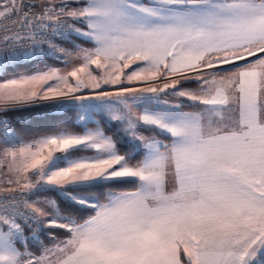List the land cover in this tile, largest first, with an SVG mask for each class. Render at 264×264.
<instances>
[{"label":"snow or ice","instance_id":"obj_1","mask_svg":"<svg viewBox=\"0 0 264 264\" xmlns=\"http://www.w3.org/2000/svg\"><path fill=\"white\" fill-rule=\"evenodd\" d=\"M0 264H264V0H0Z\"/></svg>","mask_w":264,"mask_h":264},{"label":"trees","instance_id":"obj_2","mask_svg":"<svg viewBox=\"0 0 264 264\" xmlns=\"http://www.w3.org/2000/svg\"><path fill=\"white\" fill-rule=\"evenodd\" d=\"M49 63H53L54 66L58 67L61 65V63L59 62H55V61H49ZM18 116H27L28 120L27 121H21L20 123L17 124V127H23L25 126V124L29 123L30 121H32L34 118H39L38 115L36 113H28V112H25V113H22ZM38 247V246H37Z\"/></svg>","mask_w":264,"mask_h":264},{"label":"built area","instance_id":"obj_3","mask_svg":"<svg viewBox=\"0 0 264 264\" xmlns=\"http://www.w3.org/2000/svg\"><path fill=\"white\" fill-rule=\"evenodd\" d=\"M26 2H30V0H26ZM15 119L17 121V124L20 123L21 121H27L28 120L27 116H17Z\"/></svg>","mask_w":264,"mask_h":264},{"label":"rangeland","instance_id":"obj_4","mask_svg":"<svg viewBox=\"0 0 264 264\" xmlns=\"http://www.w3.org/2000/svg\"><path fill=\"white\" fill-rule=\"evenodd\" d=\"M58 67H61V68H62V67H63V65L61 64V65H60V66H58ZM35 198H37V197H35ZM39 198H41V199H42L43 197H39Z\"/></svg>","mask_w":264,"mask_h":264},{"label":"crops","instance_id":"obj_5","mask_svg":"<svg viewBox=\"0 0 264 264\" xmlns=\"http://www.w3.org/2000/svg\"><path fill=\"white\" fill-rule=\"evenodd\" d=\"M5 179H6V177H4ZM34 199H35V197H34Z\"/></svg>","mask_w":264,"mask_h":264}]
</instances>
